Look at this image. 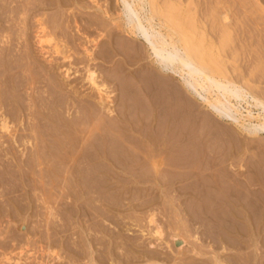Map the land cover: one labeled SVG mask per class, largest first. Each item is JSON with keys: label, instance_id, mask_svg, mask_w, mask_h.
Segmentation results:
<instances>
[{"label": "rangeland", "instance_id": "1", "mask_svg": "<svg viewBox=\"0 0 264 264\" xmlns=\"http://www.w3.org/2000/svg\"><path fill=\"white\" fill-rule=\"evenodd\" d=\"M29 1L35 4L32 0ZM158 1L162 4L166 0ZM176 1L177 0H169V2L178 5ZM180 1L183 7L180 8V10H174L173 8L170 14L173 17H177L179 13V16L183 14L180 17L186 18V20L187 17L191 18L193 16L194 23L190 25L192 27H185L186 33L188 32L187 35H191L190 38L194 40L193 42L195 44H198L202 40L201 38L204 37V41L200 42L202 45L198 44V46L201 45V48L208 57L212 59L213 57L214 59L218 58L217 60L215 59L216 61L213 59L218 63L217 67H220L215 75L219 78L233 81L238 85L240 84L244 89L250 90L251 93L255 95L259 92V94H257L259 97L264 96V0ZM186 2L188 3L187 5ZM194 2L196 3L194 4ZM100 4H103V1H101ZM2 5L5 6L2 7ZM6 6L9 7V11ZM19 6L22 7V9ZM188 7H190V9ZM72 8L74 7H71L68 12L65 11V13H69L68 15L70 16L71 14L69 11H71ZM2 9H4V12L7 14H5ZM10 9H14V11ZM114 9L115 11H113V14L117 16L120 11L116 7ZM52 10H43L38 18H43L45 15L43 19L51 21L52 18L49 16L54 14ZM72 12L73 9L71 13ZM222 13L228 16V21H226V23L221 20ZM187 14L189 16H187ZM0 15H2L0 16L2 19L4 17L2 20L4 25L11 27V29L6 28L4 31H0V35L2 34L1 36H3H0V49H2V47L6 49L11 46L13 58H11L12 61H10V63H15L16 68L18 66L20 68L23 66L24 68L20 69L18 67L16 70L15 68L11 70V72L15 71L12 73L13 76L12 74L7 78L3 75L0 76V80L5 77L4 79L6 82L0 81V87L2 88L1 85H4V90L0 89L2 92H0V98L3 97L8 105L6 106V102L3 103L5 100L3 101V98H1L0 102L4 104L2 105L4 108H2L0 104V111L2 109L0 114L5 118H9V125L11 128L8 133L0 131V264H98L97 261H99V263L101 262L100 264H108L110 262L102 260L89 261L91 251H103L106 246L111 247L110 245H112L115 246L112 248L116 252L128 253L130 250V244L128 246L129 242L131 244L133 242L134 246L137 245V249H140L139 251L142 254H147L150 251H157V253L160 252L159 254L163 256L162 258L169 257V259L165 260L166 263H161L159 261L160 263L157 262L152 264H222L219 262L220 260L222 261V259H225L224 261L226 264H259L260 262V264H264L263 137H252L244 133L240 134L233 125L222 122L211 114L207 108L186 91L177 77L162 73L157 66L154 65L153 58L150 56L148 49L137 40H134L132 43L128 39L131 38V36H126V33L124 34L121 32L127 39L124 41L126 44L123 45L124 56L117 57L125 60L124 70L116 72L117 66L114 64V61L110 62L98 59L91 64V67L97 71L99 83L100 81L105 82L107 92L109 91L108 93L111 95L107 102L105 99L100 100L97 93L94 92L95 90L93 91L91 89V85L86 80V72L84 70L86 62L81 59L83 58L81 49L61 41L62 44L59 43V46H56L54 42L45 43V46H43L45 50H40L39 45L36 44L35 38L37 17L29 18L30 20H28V22H32L27 23V0H0ZM24 18L25 20H23ZM194 24L196 27H194ZM27 27H29V30H27ZM21 28H26L25 32ZM187 28H191L192 30L188 31L189 29L187 30ZM66 30L68 31L69 29L67 28ZM69 31L71 34H77V30L74 28ZM163 31L165 32V30ZM27 32L29 33L28 36ZM22 35L25 36L23 37ZM199 37H201L200 41ZM92 38H98L100 41L107 39L104 36L98 37V33H94ZM3 40H5V42ZM100 41H98V43H100ZM4 45H7L5 46L6 48ZM54 45L56 47H54ZM135 45L138 47V54L140 57L137 59L133 57L129 58V55L133 56L134 54L132 47ZM91 46L92 45H90V47ZM57 48L58 51L63 49V51L67 52L66 54L72 58L63 60L62 54L55 53ZM128 49L129 51H126ZM124 50L126 52H124ZM28 58L33 59L30 61ZM50 59L52 63L49 62ZM18 60L23 61L21 63L25 64H20ZM76 60H78V62ZM11 64L5 65L10 67ZM15 64L13 65L15 66ZM65 68H71L67 76L65 74ZM17 71L19 73H17ZM51 75L52 77H50ZM53 76L54 78L56 77V82L60 85L61 89L53 84V80H51ZM21 78L23 82H15L16 79L21 80ZM21 82L23 85H21ZM17 83H20L21 87ZM243 83L245 86H243ZM7 84L16 86H8ZM6 87L12 92L10 91V93ZM3 92L5 96L7 95V98L9 97V99H12L8 101L5 96H2L4 95ZM15 94H17V97ZM18 95H20L19 98ZM51 95H53V97ZM52 100L58 103H60V100L61 103L64 102L65 104L62 103L64 105L61 107V103L58 104ZM16 102L17 104H15ZM52 103L54 105L57 104V108L55 107L56 109L52 106ZM51 106L56 111L60 110V114L58 111H54ZM49 107H51V109ZM59 107H61V109ZM244 107H246V105H244ZM39 108L44 111L41 110V112ZM107 109L109 110L107 111ZM242 111L244 112L245 109H242ZM254 111L256 112V110ZM29 113L31 114L28 115ZM35 113H37L36 117ZM42 113L45 115V118L47 116V121ZM50 113L56 114H52V117ZM38 114L42 115L43 119L41 116L39 119ZM244 114L246 113L244 112ZM31 115L32 117L34 116L35 119H31ZM56 117H58V119H56ZM85 117H87L86 120H84ZM36 118H38V122ZM52 119L54 120L53 124L51 123L53 122ZM44 120L49 124H46ZM27 122L33 123L32 127L31 124H27ZM39 122L40 126H42L41 129L39 128ZM41 122L45 124L42 125L43 123L41 124ZM55 122H58L56 123L57 125ZM116 122H118V124ZM27 125L30 126L28 127ZM34 125L39 126V130L36 126L38 131L35 129ZM45 125L47 128L51 126L48 128V133L53 127L57 130L53 128L54 130L52 129V132L57 133L59 130L60 132H58V134L50 132L49 134L56 136L50 135L49 137V134L44 132L47 130ZM59 127L64 129L62 130ZM28 128L29 132L33 129L36 130L32 131L34 135L28 132ZM41 130L44 131L41 132ZM38 132H41V134L46 133L49 138L54 137L55 141L52 139L49 141V138L45 134L46 139L48 138L47 141L45 139L46 143L50 142L53 146H51V144L50 146L47 145V147L46 143L44 144L43 142L44 140L40 141L42 137L45 138V136L40 135ZM35 133L36 135L38 134V137ZM34 136L35 142L33 140ZM120 136H122V138ZM133 137L136 138V140L133 139ZM240 137L242 140H240ZM30 138L33 139L31 140ZM36 138L39 139L36 140ZM125 138L126 141L124 144H128L127 146L129 148L131 147L130 149L135 152L134 154L137 156L136 159L139 161L136 160L138 166L135 165V167L137 168H133L134 171L131 170L134 173L129 170L123 172V170L114 167L110 168L109 166L107 167L103 160L97 158L95 160V155L93 154L100 149L102 141L105 144L102 143V147L104 146V150L108 152L113 149L114 145L112 141L117 139H119V141H124ZM28 140H30V143L32 141V143L35 144H28ZM238 141L240 142L238 143ZM39 142L43 143L41 144L43 147H40ZM27 145L29 147H27ZM57 145L58 147H56ZM36 147L55 150L51 151V149H48L47 151L51 152L47 153L45 150V153L43 149L40 151L41 149L39 148L38 150ZM53 147H56L57 150ZM102 147L98 152H101V150L103 152ZM109 148L110 150H108ZM83 149L86 151L88 150V152L90 151L89 153H92L93 150V153L89 154ZM238 149H240V151ZM6 151L12 154H8ZM39 151L41 153L43 152V156L47 154L46 157L42 156V159V154L38 155L40 153ZM53 151H55V153ZM34 152L39 153L36 154ZM48 154L51 160L47 158ZM139 154L141 155V159L139 158ZM34 156H40L41 160L40 158L36 160ZM82 158L85 161H82ZM49 160H53L54 164L53 162H49ZM237 161L240 162L242 167L239 166ZM31 163L34 165L30 167ZM38 163L40 164L38 165ZM95 164H97V166ZM103 164L106 166L105 170ZM82 167L88 169L85 170ZM90 167L92 169L95 168L93 169L94 172ZM95 170L98 171L96 172ZM146 170L147 172H145ZM239 171L243 174V177L247 178L244 179L248 181V189L250 188L251 191L253 190L251 198L252 202L255 203V207H252L250 210L252 216H255L254 218L257 219L256 215L260 216L261 214L263 217V221L258 225L261 227V232L257 234L258 236H252L254 240L251 239L250 232L248 234L244 228L246 225L245 223V225L242 224L241 226L237 221L235 222L237 219L236 214H238V209L235 207V204L239 201L241 195L239 187H236V177ZM134 175L136 176L133 177ZM149 176L150 178H148ZM164 179L167 181L165 182ZM91 184L94 185V187ZM97 185L100 189L95 187ZM171 185L172 187H170ZM108 186L110 188H108ZM103 189H106V191ZM100 191L105 194L100 193ZM167 192L169 194H167ZM243 192L246 193L247 191L243 190ZM112 193H117V195H112ZM105 196L107 198L109 197L108 200ZM254 199L256 200L253 201ZM242 203L245 208H247V200H243ZM190 205L191 208H189ZM260 206L263 207L261 208ZM129 208L132 210H129ZM150 213L155 215L154 218L161 226V234L154 237H151L150 234L152 232V226H150V228V224H148ZM112 215H114L116 219L118 216L119 219H115V221V217L113 216L114 218H112ZM123 216H125V219L123 218V223L121 224H123L124 227L120 223L121 226L117 224ZM176 216L179 219H177ZM185 217L187 218L185 219ZM187 221L190 223V226ZM114 222H117L116 227H118V229L115 227ZM119 226L122 227L123 231H120L122 229L119 230ZM140 227L141 229H139ZM142 230L144 232L143 234H147L146 237L142 236ZM118 231L122 233L125 240L127 239L126 246L123 244L124 240L116 235ZM175 234L188 243L183 251L180 250L181 252L179 250L177 252L176 246L173 243L172 235ZM107 235H109L110 239ZM105 239L108 243L105 242ZM117 241L119 243H117ZM148 242H151L154 246H148ZM191 245H195V247ZM125 249L129 250L127 251ZM186 249L189 250L186 251ZM194 250H196V253L201 254H196ZM78 252L80 253L78 254ZM70 254L73 255L71 256ZM260 255H262V257H260ZM8 257H10V259ZM139 260V262L134 261L132 264H151L149 261L145 260V258H140Z\"/></svg>", "mask_w": 264, "mask_h": 264}, {"label": "bare ground", "instance_id": "2", "mask_svg": "<svg viewBox=\"0 0 264 264\" xmlns=\"http://www.w3.org/2000/svg\"><path fill=\"white\" fill-rule=\"evenodd\" d=\"M101 1H103V4H100V2ZM161 1H163V0H161ZM165 1V0H164ZM172 1V0H171ZM184 1V0H183ZM191 1V0H190ZM197 1V0H196ZM205 1V0H204ZM211 1V0H210ZM32 2H35V4L34 3H30V1L29 0H27V23H31V22H28V20H30L29 18H33V17H37L36 18V22H37V28H36V31H35V38H36V44L37 45H39V47H40V50H45V48L43 47V46H45L44 44L45 43H51V42H54L55 44H56V46L59 44V43H61V41H63L64 43H69V44H72V45H74L75 47H77V48H79V49H81V52H82V55H83V58H81V59H83V60H85V62H86V65H85V72H86V80H87V82L91 85V89L95 92V93H97V96L100 98V100H102V99H105V100H107V102H108V100H109V98H110V96L111 95H109V91L107 92V88H106V84H105V82H101L100 81V83H99V81H98V75H97V71L96 70H94L93 69V67H91V64L93 63V62H95L96 60H98V59H102V60H104V61H110V62H113L114 61V64L117 66V68H116V72H119V71H122V70H124V62H125V60L122 58H117V57H119V56H122L123 55V45L124 44H126L124 41H126L127 39L125 38V36H123V33L125 34L126 33V36L128 35H130L131 36V38H128L132 43L134 42V40H137V41H139L143 46H145L147 49H148V51L150 52L149 54H150V56L153 58V63H154V65H156L157 66V68L162 72V73H164V74H166V75H172V76H175V77H177L179 80H180V82L182 83V85H183V87L186 89V91L189 93V94H191L193 97H195L205 108H207L210 112H211V114H213L214 116H216L219 120H221L222 122H225V123H229V124H231V125H233L239 132H240V134L242 133H244V134H246V135H248V136H252V137H256V136H261V137H263L264 138V96H258L257 94H259V92L255 95V94H253V93H251V91L250 90H248V89H244V87H242V86H240V84L238 85V84H236L235 82H233V81H230V80H226V79H222V78H219V77H217L215 74H216V72H218L219 71V66L217 67V64L218 63H216L215 61L218 59H214V57H213V59L215 60H213L212 58H210V57H208L207 56V54H205V51L201 48V43L200 42H202V41H204L203 40V38H201V37H199V43L198 44H201V45H199L198 46V44H195L193 41V39L192 38H190V36L189 35H187L188 34V32L186 33V29H185V27H189L191 24L193 25V23H194V21H193V16L191 17V18H189V17H187V20H186V18H183V17H180V16H182V15H180L179 16V14H178V16L177 17H173V16H171V14L170 13H172L171 11L173 10V8H174V10L175 9H178V10H180V8H182L183 6H182V3H181V1L180 0H177L176 2L178 3V5L177 4H173V3H171V2H169V0H166L165 2H163L162 4L158 1V0H32ZM199 2V1H198ZM196 2H194V4H195ZM206 3V2H205ZM215 3V2H214ZM33 4V5H32ZM188 3L186 2V5H187ZM201 4V3H200ZM190 5H191V2H190ZM202 5H204V4H202ZM207 5V4H206ZM217 5V4H216ZM5 6V5H4ZM3 5H2V7H4ZM32 6V7H31ZM196 6V5H195ZM1 7V8H2ZM7 7V6H6ZM18 7V6H17ZM20 7V6H19ZM71 7H74V8H72L73 9V12L71 13V11H72V9H71V11H69L70 12V16L67 14V13H65V11L66 12H68V10L71 8ZM117 8L119 11H120V13L117 15V16H114V14H113V11H115V9L114 8ZM14 8V7H13ZM21 9H22V7H20ZM189 9H190V7H188ZM204 8V7H203ZM5 9V8H4ZM4 9H2L3 10V12H4ZM7 9H8V11H9V7H7ZM14 9H16V8H14ZM14 9H10V10H12V11H14ZM45 9H49V10H52V11H54V14L53 15H50L49 17H51L50 19H51V21L50 20H48L47 19V21L46 20H44L43 18L45 17V15H44V17L43 18H38V16H40V14H42L41 12L44 10L45 11ZM55 9V10H54ZM17 10V9H16ZM15 10V11H16ZM185 10H187V9H185ZM193 10V9H192ZM6 11V10H5ZM8 11H6V12H8ZM168 11V12H167ZM201 11V10H200ZM187 12V11H186ZM196 12V11H195ZM218 12H220V11H218ZM5 13V12H4ZM11 13V12H10ZM44 13V12H43ZM174 13V12H173ZM191 13V12H190ZM200 13V12H199ZM5 14H7V13H5ZM49 14V13H48ZM47 14V15H48ZM51 14V13H50ZM189 14V13H188ZM187 14V16H189ZM195 14V13H194ZM4 15V14H3ZM203 15V14H202ZM220 15V14H219ZM223 13L221 14V20H222V22H224V23H226V21H228V19H227V17L228 16H226L227 14H225V15H223ZM0 16H2V15H0ZM186 16V15H185ZM7 17V16H6ZM48 17V18H49ZM3 19H4V17H3ZM2 19V17H0V31H4L6 28L7 29H11V27L10 26H7V25H4V22L2 21L3 20ZM192 19V20H191ZM23 20H25V18L23 19ZM33 20V19H32ZM50 21V22H49ZM6 22V21H5ZM34 22H35V20H34ZM24 23V22H23ZM220 23V22H219ZM200 24V23H199ZM228 24V23H227ZM226 24V25H227ZM25 25V24H24ZM29 25V24H28ZM35 25V24H34ZM33 25V26H34ZM195 25V24H194ZM223 26H224V24H223ZM26 27V26H25ZM36 27V26H35ZM190 27H192V26H190ZM194 27H196V25L194 26ZM28 29L27 30H29V27H27ZM31 28V27H30ZM69 29V30H73V28L74 29H76L77 30V34H71L70 33V31L68 32L66 29ZM226 28V27H225ZM22 29V28H21ZM25 29L26 28H24V29H22V30H24V32H25ZM32 29V28H31ZM189 29V30H188ZM228 29V28H227ZM34 30V29H33ZM163 30H165V32L163 31ZM187 30L188 31H190V30H192L191 28H187ZM195 30V29H194ZM225 30V29H224ZM228 31V30H227ZM22 33H24L23 31H21ZM31 32V31H30ZM33 32V31H32ZM121 32H123L122 34H121ZM192 32V31H191ZM2 33V32H1ZM94 33H98V37H102V36H104L105 38H107V39H104V40H102V41H100L98 38L97 39H93L92 38V35L94 34ZM190 33V32H189ZM28 32H27V36H28ZM33 34H34V32H33ZM192 34V33H191ZM2 35V34H1ZM0 35V36H1ZM26 35V34H25ZM24 35V36H25ZM203 35V34H202ZM23 36V35H22ZM23 36V37H24ZM33 36V35H32ZM1 37H3V36H1ZM196 37V36H195ZM194 37V38H195ZM28 38V37H27ZM201 38V39H200ZM192 39V40H191ZM197 39V38H196ZM4 42H5V40H3ZM29 41V40H28ZM98 41H100V43H98ZM137 41H136V43H137ZM196 41V40H195ZM4 44V43H3ZM6 44V43H5ZM62 44V43H61ZM92 45L91 47H90V45ZM65 45V44H64ZM132 45V44H131ZM5 46H7V45H4V47ZM55 45H54V47H56ZM59 46V45H58ZM62 46V45H61ZM69 46V45H68ZM1 47H2V45H1ZM11 47V46H10ZM10 47H8V48H6V49H3V47H2V49H0V76H5L6 78L7 77H9L10 76V74H12L13 72H15V71H13V72H11V70H14V68H15V70L16 69H18V64H17V68H16V64L15 63H10V61H12V59L11 58H13L12 57V51H11V48ZM65 47V46H64ZM203 47V46H202ZM126 48V47H125ZM66 49V48H65ZM74 49V48H73ZM132 49H133V56H130L129 55V58L130 57H133L134 59H137V58H139L140 57V55L138 54V47L135 45V46H133L132 47ZM74 50H76V49H74ZM41 51V52H42ZM55 51V50H54ZM78 51V50H77ZM126 51H129V49L128 50H126ZM125 50H124V52H126ZM45 53V52H44ZM55 53H60V54H62V59L63 60H66V59H71L72 57L71 56H69V55H67L66 53L67 52H64L63 51V49H61V50H59L58 51V48L56 49V52ZM208 53V52H207ZM43 54V53H42ZM48 54V53H47ZM26 56H29V55H26ZM124 56V55H123ZM122 56V57H123ZM47 57V56H46ZM51 57V56H50ZM127 57V56H126ZM24 58H26V57H24ZM79 58V57H78ZM20 59V58H19ZM29 59V58H28ZM31 59H33V58H31ZM31 59H29L30 61H31ZM126 59V58H125ZM26 60V59H25ZM54 60V59H53ZM19 62H20V64H25V63H21V62H23V61H21V60H18ZM48 61V60H47ZM51 61V59L49 60V62ZM77 62H78V60H76ZM82 61V60H81ZM15 62V61H14ZM50 63H52V62H50ZM129 63V62H128ZM5 64H11V66L9 67L8 65L6 66ZM13 64H15V66L13 65ZM19 64V65H20ZM82 64V63H81ZM127 64V63H126ZM13 65V66H12ZM21 66V65H20ZM61 66V65H60ZM93 66V65H92ZM84 67V66H83ZM20 68V67H19ZM21 68H23V66H21ZM20 68V69H21ZM63 68V67H62ZM24 69V68H23ZM70 69L71 68H65V74H66V76L69 74V71H70ZM21 71V70H20ZM23 71V70H22ZM45 71V70H44ZM114 71V72H115ZM17 73H19L18 71H17ZM16 73V74H17ZM22 73V72H21ZM24 73V72H23ZM45 74H46V72H45ZM221 74V73H220ZM15 75V74H14ZM25 75V74H24ZM48 75V74H47ZM225 75V74H224ZM223 75V76H224ZM12 76H13V74H12ZM19 76V75H18ZM4 77V78H5ZM15 77H16V75H15ZM14 77V78H15ZM20 77V76H19ZM18 77V78H19ZM50 77H52V75L50 76ZM222 77V76H221ZM225 77V76H224ZM4 78H2V80H0V81H4L5 82V79ZM4 79V80H3ZM12 79H13V77H12ZM11 79V80H12ZM50 79V78H49ZM228 79V78H227ZM23 79L21 78V80H15V82L17 81V82H20V81H22ZM51 80H53L52 82H53V84L56 86V87H58L59 89H61L60 88V85L56 82V77L54 78V76H53V78L51 79ZM9 81H10V79H9ZM8 82V81H7ZM23 82V81H22ZM21 82V85H23V83ZM2 83V82H1ZM6 83V82H5ZM9 83H11V82H9ZM12 83H13V80H12ZM11 83V84H12ZM239 83V82H238ZM11 84H9V85H11ZM14 84V83H13ZM16 84V83H15ZM19 86H20V83H17ZM244 84V83H243ZM8 85V84H7ZM8 85V86H9ZM2 86V88L0 87V89L2 90H4V88H3V86L4 85H1ZM11 86H13V85H11ZM10 86V87H11ZM16 85H14L13 87H15ZM243 86H245V84L243 85ZM250 86V85H249ZM21 87V86H20ZM20 87H18V88H20ZM17 88V89H18ZM249 88V87H248ZM251 88V87H250ZM6 89H8V91L10 92L11 90L9 89V88H7L6 87ZM12 89V88H11ZM14 89V88H13ZM12 89V90H13ZM55 89V88H54ZM15 90V89H14ZM19 90V89H18ZM1 92V91H0ZM12 92V91H11ZM10 92V93H11ZM14 92V91H13ZM253 92V91H252ZM255 92V91H254ZM2 93V92H1ZM4 93V92H3ZM8 93V92H7ZM15 93V92H14ZM16 93H17V90H16ZM19 94V93H18ZM76 94V93H75ZM2 95V94H1ZM17 94H15V96H16ZM54 95V94H53ZM53 95H51L52 97H53ZM2 96H5V93H4V95H2ZM7 96V95H6ZM5 96V97H6ZM8 96H9V93H8ZM19 96L20 95H18V98H19ZM11 97H12V95H11ZM17 97V96H16ZM55 97V96H54ZM1 98H3V97H1ZM1 98H0V100H1ZM15 98V97H14ZM6 99H8V101L10 100V99H12V98H10L9 99V97L7 98L6 97ZM16 99V98H15ZM15 99H14V101H15ZM52 99V98H51ZM53 99H55V98H53ZM5 99L3 98V101H4ZM20 100V99H19ZM57 100V99H56ZM18 101V100H17ZM53 102H55V103H58V102H56V101H54V100H52ZM104 101V100H103ZM6 102V100L3 102V103H5ZM12 102H13V100H12ZM59 102L61 103V101L59 100ZM110 102V101H109ZM1 104V102H0V104H1V107L2 108H4L2 105H4V104ZM51 103V102H50ZM60 103H58V104H60ZM62 103H64V102H62ZM61 103V104H62ZM10 104H11V102H10ZM15 104H17V102L15 103ZM53 104V103H52ZM51 104V105H52ZM65 104V103H64ZM64 104H62V106L61 105H59V106H61V107H63V105ZM105 104V103H104ZM92 105V104H91ZM102 105V104H101ZM244 105H246V107H244ZM6 106H8L7 105V102H6ZM5 106V107H6ZM11 106V105H10ZM9 106V107H10ZM54 108L57 106V104L56 105H52ZM51 106V107H52ZM0 107V108H1ZM51 107H49L50 109H51ZM53 107H52V109H53ZM61 107H59L60 109H61ZM88 107V106H87ZM110 107V106H109ZM12 108V107H11ZM10 108V109H11ZM48 108V109H49ZM57 108V107H56ZM55 108V109H56ZM58 108V109H59ZM65 108V107H64ZM63 108V109H64ZM12 109H14V108H12ZM69 109V108H68ZM242 109H245V113L246 114H244V112L242 111ZM17 110V109H16ZM39 110H40V108H39ZM38 110V111H39ZM42 110V109H41ZM40 110V111H41ZM54 110V109H53ZM109 109H107V111H108ZM254 110H256V112L254 111ZM1 111H2V109H1ZM1 111H0V113H1ZM14 111V110H13ZM39 111V112H40ZM42 111H44V110H42ZM41 111V112H42ZM52 111V110H51ZM54 111H56V110H54ZM53 111V112H54ZM58 111V110H57ZM56 111V112H57ZM60 111V110H59ZM59 111H58V113H59ZM95 111V110H94ZM111 111V110H110ZM109 111V112H110ZM113 111V110H112ZM11 112V111H10ZM9 112V113H10ZM15 112V111H14ZM34 112V111H33ZM38 112V113H39ZM40 112V113H41ZM44 113V112H43ZM42 113V114H43ZM46 113V112H45ZM44 113V114H45ZM79 113V112H78ZM77 113V114H78ZM84 113V112H83ZM88 113V112H87ZM111 113V112H110ZM11 114H12V112H11ZM15 114V113H14ZM31 113H29L28 115H30ZM36 115H35V117L37 116V113H35ZM43 114V115H44ZM47 114V113H46ZM51 115L53 114V115H55L54 113H50ZM60 114V113H59ZM58 114V115H59ZM90 114V113H89ZM4 115V114H3ZM13 115V114H12ZM17 115V114H16ZM15 115V116H16ZM33 115V114H32ZM32 115L30 116V117H32ZM39 115V114H38ZM53 115H52V117H53ZM83 115V114H82ZM86 115V114H85ZM120 115V114H119ZM6 116V115H5ZM7 116H9V115H7ZM40 116H41V118H42V115H39L38 117H39V119H40ZM49 117V116H48ZM51 117V118H52ZM80 117V116H79ZM82 117V116H81ZM121 117V116H120ZM8 118V117H7ZM7 118H5L4 116H2V114H0V131H2V132H4V133H8L9 131H10V125H9V118H8V120H7ZM34 118V116L31 118V119H33ZM44 118H45V115H44ZM46 118H47V116H46ZM46 118H45V120H46ZM50 118V117H49ZM76 118H77V116H76ZM86 118L87 117H85V119L84 120H86ZM30 119V120H31ZM35 119V118H34ZM38 118H36V120H37ZM43 119V118H42ZM48 119V118H47ZM54 119V118H53ZM52 119V121L53 122H51L52 124L54 123V120ZM56 119H58V117H56ZM35 120V121H36ZM45 120H44V122H45ZM51 120V119H50ZM76 120V119H75ZM120 120V119H119ZM118 120V121H119ZM124 120V119H123ZM255 120H257V121H255ZM43 121V120H42ZM47 121V120H46ZM49 121V120H48ZM59 121V120H58ZM79 121V120H78ZM37 122H38V120H37ZM29 122H27V124H28ZM43 122H41V124H42ZM46 124H49L48 122H45ZM45 123H43L42 125H44ZM56 123H58V122H55V124ZM117 124H118V122H116ZM29 124H31V123H29ZM33 124V123H32ZM32 124H31V127H32ZM64 124H66V123H64ZM124 124V123H123ZM57 125V124H56ZM59 125V124H58ZM62 125V124H61ZM122 125V124H121ZM28 126V125H27ZM30 126V125H29ZM28 126V127H29ZM35 126V125H34ZM33 126V127H34ZM37 126V125H36ZM36 126H35V129L37 130V128L40 126V122H39V126H37V128H36ZM46 126V125H45ZM49 126V125H48ZM53 126V125H52ZM66 126V125H65ZM115 126V125H114ZM41 127L42 126H40L39 128L41 129ZM49 127H51V126H49ZM48 127V128H49ZM56 127H58V126H56ZM62 127V126H61ZM61 127H59V128H61ZM64 127V126H63ZM39 128H38V130H39ZM45 128H47V126L45 127ZM48 128H47V130H41V132L42 131H44V132H47V131H49L48 130ZM54 128V127H53ZM52 128V129H53ZM32 129V128H31ZM35 129H33V130H30L31 132H29V128H28V132L29 133H32V131H36ZM52 129H51V131L50 132H52ZM55 129V128H54ZM53 129V130H54ZM62 130L64 129V128H61ZM37 130V131H38ZM55 130H57V129H55ZM110 130H111V128H110ZM118 130V129H117ZM116 131V130H115ZM128 131V130H127ZM1 132V133H2ZM41 132L39 133L40 135H44L45 136V134H41ZM43 132V133H44ZM49 132V133H50ZM57 132V131H56ZM58 132H60V130L58 131ZM58 132L57 133H54V132H52V133H54V134H58ZM110 132V131H109ZM48 132H47V134H49ZM124 133V132H123ZM131 133V132H130ZM33 134V133H32ZM47 134H46V136H47ZM108 134V133H107ZM106 134V135H107ZM34 135V134H33ZM35 135H36V133H35ZM50 135H53V134H49V137H50ZM27 136H28V134H27ZM29 136H30V134H29ZM32 136V135H31ZM37 137H38V134L36 135ZM46 136H45V138H43L42 136V139L40 140V141H43L44 142V144L46 143V141H47V139L49 138L48 136V138L46 139ZM54 137L56 136V135H53ZM108 136V135H107ZM123 137H125L124 135H122ZM122 136H120L121 138H122ZM131 136H133V135H131ZM13 137H15V136H13ZM33 137V136H32ZM41 137H39V138H41ZM49 138L48 140L50 141L51 139L53 140V141H55L54 139L55 138ZM110 137H111V134H110ZM236 137V136H235ZM239 137V136H238ZM39 138H36V140L37 139H39ZM104 138V137H103ZM108 138V137H107ZM129 138H131V137H129ZM241 138V137H240ZM27 139H29V138H27ZM31 139V138H30ZM33 139V138H32ZM31 139V140H32ZM45 139H46V141H45ZM99 139H100V137H99ZM111 139H113V138H111ZM133 139H135L136 140V138H134L133 137ZM34 142H35V136H34ZM101 140V139H100ZM120 140H124V139H120ZM240 140H242V138L240 139ZM106 141H108V140H106ZM125 141H126V138H125V140L124 141H119V139H117V140H115V141H112V143H113V149H112V151L110 150V148L108 149V150H110V151H106V150H104V146L102 147V143H103V141H102V143H101V146H100V149H101V147H102V149H103V152H102V150H101V152H98V151H100V149L96 152V153H94L93 155H95V160H96V158L97 159H101V160H103L104 161V163L107 165V167L109 166L110 168H116V169H120V170H123V172L125 171V170H129V171H131V170H133V168H137V167H135V165L136 166H138L137 165V159H136V157L137 156H135V152L132 150V149H130L127 145H125L124 143H125ZM131 141H133V140H131ZM37 142V141H36ZM52 142V141H51ZM127 142H128V140H127ZM134 142V141H133ZM143 142V141H142ZM145 142V141H144ZM240 141H238V143H239ZM27 143L29 144L30 143V140H28L27 141ZM31 143H32V141H31ZM31 143H30V145H31ZM100 143V142H99ZM146 143V142H145ZM35 144V143H34ZM33 143H32V145H34ZM39 144H40V147H43L41 144H43V143H41V142H39ZM38 144V145H39ZM52 144V143H51ZM50 144V142H48V143H46V146L47 145H51ZM104 144V143H103ZM111 144V143H110ZM143 144V143H142ZM151 144H153V143H151ZM37 145V144H36ZM35 145V146H36ZM88 145V144H87ZM91 145H93V144H91ZM105 145V144H104ZM165 145V144H164ZM243 145V144H242ZM46 146H44V147H46ZM51 146H53V144L51 145ZM109 146V145H108ZM151 146V145H150ZM240 146V145H239ZM27 147H29L28 145H27ZM31 147V146H30ZM40 147H36V148H38V150H39V148ZM48 147V146H47ZM56 147H58V145L56 146ZM56 147H53V148H56ZM90 147V146H89ZM107 147V146H106ZM142 147V146H141ZM161 147V146H160ZM36 148H35V151H36ZM85 148V147H84ZM94 148H95V146H94ZM112 148V147H111ZM241 148V147H240ZM8 149V148H7ZM6 149V150H7ZM41 149V148H40ZM43 149V148H42ZM42 149L40 150V151H42ZM48 149H51V148H48ZM48 149H43L44 151L43 152H45V150L47 151ZM87 149V148H86ZM91 149H92V147H91ZM139 149V148H138ZM143 149V148H142ZM141 149V150H142ZM159 149V148H158ZM31 150H33V149H31ZM52 150H55V149H51V151ZM56 150H57V148H56ZM84 151H86L85 149H83ZM90 150V149H89ZM97 150V149H96ZM239 151H240V149H238ZM237 150V151H238ZM39 151V152H40ZM51 151H47V153L49 152H51ZM239 151H238V153H239ZM7 152V151H6ZM38 152V153H39ZM42 152V153H43ZM54 153H55V151H53ZM83 152V151H82ZM86 152H88V150L86 151ZM86 152H83V153H86ZM90 152V151H89ZM88 152V153H89ZM95 152V151H94ZM109 152H110V154H109ZM137 152V151H136ZM149 152V151H148ZM8 153V152H7ZM11 153V152H10ZM10 153H8V154H10ZM34 153H36V154H38L37 152H34ZM41 152L38 154V155H40V154H42ZM46 153V152H45ZM44 153V154H45ZM54 153H53V155H54ZM83 153H82V155H83ZM92 153H93V150H92ZM92 153H89V154H92ZM138 153V152H137ZM151 153V152H150ZM162 153V152H161ZM12 154V153H11ZM36 154H33V155H35V156H37ZM88 154V155H89ZM31 155V154H30ZM47 155V154H46ZM46 155H44L45 157H46ZM50 155H52V154H50ZM92 155V156H93ZM140 155V154H139ZM147 155V154H146ZM164 155V154H163ZM183 155V154H182ZM12 156V155H11ZM34 156V157H35ZM43 156V154L41 155V157ZM43 156V157H44ZM86 156H87V154H86ZM91 156V155H90ZM167 156V155H166ZM43 157H42V159H43ZM52 157H54V156H52ZM82 157V156H81ZM89 157V156H88ZM149 157H150V155H149ZM152 157V156H151ZM164 157V156H163ZM163 157H161V158H163ZM184 157V156H183ZM238 157V156H237ZM40 158V156H38V157H35V159L36 160H38V159ZM48 159H50L51 160V158H49V154H48V157H47ZM46 158V159H47ZM84 158V157H83ZM82 158V159H83ZM140 159H141V155H140V157H139ZM156 158V157H155ZM239 158V157H238ZM28 159V158H27ZM34 159V158H33ZM48 159H47V162H48ZM91 159H92V161H93V158L91 157ZM144 159V158H143ZM146 159V158H145ZM169 159V158H168ZM184 159V158H183ZM200 159V158H199ZM208 159H210V158H208ZM207 159V160H208ZM215 159V158H214ZM40 160H41V158H40ZM49 160V162H53V160L52 161H50ZM89 160V159H88ZM137 160V161H136ZM150 160V159H149ZM165 160V159H164ZM181 160V159H180ZM44 161L46 162V160L44 159ZM82 161H85L84 159L82 160ZM87 161V160H86ZM168 161V160H167ZM187 161V160H186ZM201 161V160H200ZM213 161V160H212ZM44 162V163H45ZM90 162V161H89ZM102 162V161H101ZM139 162V161H138ZM210 162V161H209ZM35 163V162H34ZM43 163V164H44ZM96 163V162H95ZM98 163H100V162H98ZM237 163L239 164V166L240 167H242V165L240 164V162H238L237 161ZM40 163H38V165H39ZM41 164H42V161H41ZM49 164V163H48ZM53 164H54V162H53ZM91 164H92V162H91ZM90 164V165H91ZM144 164V163H143ZM147 164V163H146ZM162 164H163V162H162ZM170 164H172V163H170ZM217 164V163H216ZM34 164H32L31 163V165H30V167L31 166H33ZM86 165H87V163H86ZM89 165V166H90ZM96 166H97V164H95ZM104 165V164H103ZM102 165V166H103ZM142 165V164H141ZM154 165V164H153ZM169 165V164H168ZM173 165V164H172ZM218 165V164H217ZM84 166V165H83ZM95 166V167H96ZM105 166V165H104ZM144 166V165H143ZM201 166V165H200ZM208 166V165H207ZM80 167V166H79ZM84 167H86V166H84ZM84 167H82V168H84ZM204 167H205V165H204ZM212 167V166H211ZM27 168H29V167H27ZM91 168V167H90ZM100 168V167H99ZM98 168V169H99ZM145 168V167H144ZM148 168V167H147ZM31 169V168H30ZM48 169V168H47ZM85 170H87L88 168H84ZM93 169H95V168H93ZM93 169L91 168V170L93 171ZM106 169V166H105V168H104V170ZM139 169V168H138ZM137 169V170H138ZM165 169V168H164ZM211 169V168H210ZM75 170V169H74ZM84 170V171H85ZM90 170V169H89ZM90 170V171H91ZM109 170V169H108ZM153 170V169H152ZM167 170V169H166ZM223 170V169H222ZM45 171H46V168H45ZM96 171V170H95ZM98 171V170H97ZM96 171V172H97ZM134 171V170H133ZM141 171V170H140ZM140 171H138V172H140ZM149 171V170H148ZM168 171V170H167ZM166 171V172H167ZM169 171H171V170H169ZM14 172V171H13ZM42 172V171H41ZM44 172V171H43ZM94 172V171H93ZM92 172V173H93ZM118 172V171H117ZM132 172V171H131ZM136 172V171H135ZM143 172V171H142ZM145 172H147V170L145 171ZM46 173V172H45ZM75 173V172H74ZM87 173V172H86ZM92 173H91V175H92ZM132 173H134V172H132ZM141 173V172H140ZM144 173V172H143ZM142 173V174H143ZM16 174V173H15ZM43 174V173H42ZM47 174V173H46ZM84 174V173H83ZM108 174V173H107ZM158 174V173H157ZM237 174V173H236ZM12 175H14V174H12ZM75 175H77V174H75ZM90 175V176H91ZM136 175H138V174H136ZM136 175H134L133 177H135ZM140 175V174H139ZM174 175V174H173ZM5 176V175H4ZM3 176V177H4ZM89 176V175H88ZM96 176V175H95ZM1 177V176H0ZM2 177V178H3ZM75 177H77V176H75ZM107 177H108V175H107ZM125 177V176H124ZM145 177H147V176H145ZM152 177V176H151ZM156 177H157V175H156ZM159 177H160V175H159ZM165 177V176H164ZM236 177V176H235ZM21 178V177H20ZM42 178H43V175H42ZM87 178V177H86ZM85 178V179H86ZM90 178V177H89ZM92 178V177H91ZM102 178H104V177H102ZM101 178V179H102ZM114 178H115V176H114ZM127 178V177H126ZM148 178H150V176L148 177ZM244 178H246V177H243V174H241V172L239 171V173L237 174V177H236V180H237V186L236 187H239V189H240V199H239V201H237L236 202V204H235V207L238 209V214H236L237 216H236V220H235V222L237 221V223L238 224H240L241 226H242V224H244L243 226H244V228L246 229V231L248 232V234H249V232H250V235H251V239H252V236H255V235H257V234H260V232H261V227L260 226H258V225H260V223H261V221H263V217H262V215L260 214V216L259 215H256V217H257V219L256 218H254L253 216H252V213L250 212V210H251V208L252 207H255V203H253L252 202V198H251V194H252V191H251V189L249 188L248 189V186L249 185H247V178L246 179H244ZM9 179V178H8ZM11 179V178H10ZM19 179V178H18ZM82 179V178H81ZM80 179V180H81ZM129 179V178H128ZM131 179V178H130ZM152 179H153V177H152ZM89 180V179H88ZM106 180H107V178H106ZM110 180V179H109ZM148 180V179H147ZM151 180V179H150ZM159 180V179H158ZM165 180V179H164ZM163 180V181H164ZM235 180V181H236ZM4 181V180H3ZM2 181V182H3ZM19 181V180H18ZM21 181H22V179H21ZM72 181V180H71ZM75 181V180H74ZM91 181H93V180H91ZM96 181H97V179H96ZM102 181V180H101ZM112 181V180H111ZM121 181V180H120ZM167 180H165V182H166ZM6 182V181H5ZM11 182V181H10ZM105 182V181H104ZM117 182V181H116ZM129 182V181H128ZM133 182V181H132ZM137 182V181H136ZM141 182V181H140ZM145 182V181H144ZM154 182V181H153ZM73 183V182H72ZM82 183V182H81ZM92 183V182H91ZM96 183V182H95ZM98 183V182H97ZM102 183V182H101ZM101 183H100V185H101ZM157 183V182H156ZM193 183V182H192ZM194 183H196V182H194ZM11 184H13V183H11ZM83 184V183H82ZM87 184V183H86ZM9 185V184H8ZM69 185V184H68ZM71 185H73V184H71ZM92 185V184H91ZM99 185V184H98ZM98 185L97 186H95V187H97L98 188ZM103 185H104V183H103ZM115 185V184H114ZM161 185V184H160ZM163 185V184H162ZM167 185V184H166ZM169 185H170V183H169ZM12 186V185H11ZM65 186V185H64ZM82 186V185H81ZM88 186V185H87ZM93 187H94V185H92ZM168 186V185H167ZM15 187V186H14ZM14 187H13V189H14ZM16 187H17V185H16ZM90 187V186H89ZM104 187H105V185H104ZM113 187V186H112ZM116 187V186H115ZM123 187V186H122ZM170 187H172V185L170 186ZM101 188H102V186H101ZM108 188H110L109 186H108ZM107 188V189H108ZM200 188V187H199ZM19 189V188H18ZM77 189V188H76ZM84 189V188H83ZM98 189H100V187L98 188ZM133 189V188H132ZM145 189V188H144ZM166 189V188H165ZM237 189V188H236ZM103 190H105L106 191V189H103ZM102 190V191H103ZM114 190V189H113ZM126 190V189H125ZM146 190V189H145ZM194 190H196V189H194ZM243 190L244 191H247L246 193L245 192H243ZM74 191V190H73ZM104 191V192H105ZM122 191V190H121ZM164 191V190H163ZM193 191V190H192ZM197 191H198V189H197ZM229 191V190H228ZM239 191V190H238ZM77 192V191H76ZM111 192V191H110ZM109 192V193H110ZM114 192V191H113ZM117 192V191H116ZM120 192V191H119ZM123 192V191H122ZM199 192V191H198ZM262 192V191H261ZM264 192V191H263ZM100 193H102V194H105V193H103V192H101L100 191ZM233 193V192H232ZM236 193H237V191H236ZM15 194V193H14ZM78 194V193H77ZM99 194V193H98ZM101 194V195H102ZM108 194V193H107ZM117 195V193H112V195ZM167 194H169L168 192H167ZM188 194V193H187ZM217 194V193H216ZM239 194V193H238ZM257 194H259V193H257ZM80 195V194H79ZM122 195V194H121ZM146 195V194H145ZM183 195V194H182ZM203 195V194H202ZM208 195V194H207ZM228 195V194H227ZM264 195V194H263ZM21 196V195H20ZM104 196V195H103ZM118 196H120V195H118ZM166 196V195H165ZM174 196V195H173ZM73 197H76V196H73ZM123 197V196H122ZM169 197V196H168ZM182 197V196H181ZM237 197H238V195H237ZM262 197V196H261ZM264 197V196H263ZM263 197H262V199H263ZM80 198V197H79ZM103 198V197H102ZM105 198H107L106 196H105ZM109 198V197H108ZM108 198H107V200H108ZM166 198V197H165ZM169 198H171V197H169ZM179 198V197H178ZM224 198V197H223ZM255 198V197H254ZM258 198V197H257ZM112 199V198H111ZM116 199V198H115ZM114 199V200H115ZM118 199V198H117ZM122 199V198H121ZM234 199V198H233ZM247 200V203H246V207L247 208H245V206L243 205V203H242V201L243 200ZM163 200V199H162ZM172 200V199H171ZM199 200H200V198H199ZM205 200V199H204ZM256 199H254L253 201H255ZM104 201H106V200H104ZM112 201V200H111ZM120 201V200H119ZM153 201V200H152ZM167 201V200H166ZM175 201V200H174ZM210 201V200H209ZM260 201V200H259ZM264 201V200H263ZM107 202V201H106ZM115 202H117V201H115ZM171 202H173V201H171ZM193 202V201H192ZM203 202V201H202ZM216 202V201H215ZM118 203V202H117ZM185 203V202H184ZM194 203V202H193ZM192 203V204H193ZM210 203V202H209ZM263 203V202H262ZM75 204V203H74ZM108 204V203H107ZM109 204H110V202H109ZM145 204V203H144ZM153 204V203H152ZM157 204H159V203H157ZM175 204H176V202H175ZM181 204V203H180ZM146 205V204H145ZM151 205V204H150ZM261 205V204H260ZM264 205V204H263ZM78 206V205H77ZM104 206H106V205H104ZM108 206V205H107ZM113 206H115V205H113ZM117 206H118V204H117ZM143 206V205H142ZM163 206H164V201H163ZM166 206V205H165ZM175 206V205H174ZM192 206H194V205H192ZM209 206H210V204H209ZM119 207V206H118ZM148 207V206H147ZM178 207V206H177ZM186 207H188V206H186ZM196 207V206H195ZM215 207V206H214ZM261 208L263 207V206H260ZM99 208V207H98ZM102 208V207H101ZM114 208V207H113ZM126 208V207H125ZM189 208H191V205H190V207ZM233 208V207H232ZM260 208V209H261ZM76 209V208H75ZM74 209V210H75ZM108 209H109V207H108ZM111 209V208H110ZM118 209V208H117ZM131 208H129V210H130ZM165 209H168V208H165ZM170 209H171V207H170ZM178 209V208H177ZM180 209V208H179ZM210 209V208H209ZM264 209V208H263ZM119 210V209H118ZM123 210V209H122ZM127 210V209H126ZM132 210V209H131ZM182 210V209H181ZM180 210V211H181ZM190 210V209H189ZM194 210V209H193ZM206 210V209H205ZM253 210V209H252ZM50 211V210H49ZM111 211V210H110ZM125 211V210H124ZM187 211V210H186ZM201 211V210H200ZM256 211H257V209H256ZM263 211V210H262ZM107 212V211H106ZM197 212V211H196ZM227 212V211H226ZM50 213V212H49ZM78 213V212H77ZM100 213H101V211H100ZM109 213V212H108ZM125 213V212H124ZM260 213V212H259ZM53 214V213H52ZM127 214V213H126ZM129 214V213H128ZM133 214V213H132ZM131 214V215H132ZM151 214V213H150ZM172 214V213H171ZM205 214V213H204ZM223 214V213H222ZM221 214V215H222ZM254 214V213H253ZM77 215V214H76ZM109 215V214H108ZM119 215H120V213H119ZM130 215V216H131ZM177 215V214H176ZM189 215V214H188ZM198 215V214H197ZM218 215V214H217ZM220 215V216H221ZM48 216V215H47ZM50 216V215H49ZM56 216V215H55ZM114 215H112V218H114L113 217ZM117 216V215H116ZM121 216V215H120ZM129 216V217H130ZM154 214H151V215H149V218H148V224H150L149 225V227L150 226H152V232L150 233L151 234V237L153 236H157V235H160L161 234V226L158 224V222L156 221V219L154 218ZM181 216V215H180ZM186 216V215H185ZM190 216V215H189ZM224 216V215H223ZM259 216V217H258ZM125 216H123L122 217V219H120L121 220V222H120V220L118 221V225H120L121 223H123L122 221H123V218H124ZM133 217V216H132ZM177 217V216H176ZM175 217V218H176ZM226 217V216H225ZM121 218V217H120ZM187 217H185V219H186ZM190 218V217H189ZM212 218V217H211ZM109 219V218H108ZM116 219V217L114 218V220ZM117 219H119L118 218V216H117ZM116 219V220H117ZM125 219V218H124ZM127 219V218H126ZM172 219V218H171ZM177 219H179L178 217H177ZM184 219V220H185ZM223 219V218H222ZM115 220V221H116ZM207 220H209V219H207ZM230 220V219H229ZM125 221V220H124ZM127 221V220H126ZM138 221H139V219H138ZM178 221V220H177ZM182 221H183V219H182ZM191 221V220H190ZM205 221V220H204ZM220 221V220H219ZM53 222V221H52ZM51 222V223H52ZM108 222V221H107ZM137 222V221H136ZM141 222V221H140ZM146 222V221H145ZM192 222V221H191ZM54 223V222H53ZM115 222H114V224H115V227H116V224ZM120 223V224H119ZM185 223V222H184ZM187 223H189L188 221H187ZM204 223V222H203ZM212 223V222H211ZM210 223V224H211ZM221 223V222H220ZM227 223V222H226ZM110 224V223H109ZM207 224V223H206ZM217 224H219V223H217ZM50 225V224H49ZM102 225V224H101ZM123 227H124V225L123 224H121ZM120 225V226H121ZM133 225V224H132ZM180 225V224H179ZM185 225V224H184ZM220 225V224H219ZM226 225V224H225ZM55 226V225H54ZM95 226H97V225H95ZM119 226V227H120ZM172 226V225H171ZM189 226H190V223H189ZM223 226V225H222ZM76 227V226H75ZM104 227H105V225H104ZM126 227H127V225H126ZM173 227V226H172ZM175 227V226H174ZM51 228V227H50ZM55 228V227H54ZM53 228V229H54ZM67 228V227H66ZM117 229H118V227H116ZM144 228V227H143ZM151 228V227H150ZM187 228V227H186ZM203 228V227H202ZM209 228V227H208ZM57 229V228H56ZM116 229V230H117ZM120 229H122V227H120L119 228V230ZM129 229V228H128ZM128 229H126V230H128ZM139 229H141V227L139 228ZM147 229V228H146ZM183 229H185V228H183ZM48 230H49V228H48ZM55 230V229H54ZM99 230V229H98ZM181 230V229H180ZM227 230V229H226ZM86 231V230H85ZM120 231H123V229L122 230H120ZM135 231V230H134ZM183 231V230H182ZM186 231H188V230H186ZM103 232V231H102ZM105 232V231H104ZM54 233V232H53ZM141 233H142V236L144 237H146V235L147 234H143L144 232H143V230L141 231ZM215 233V232H214ZM106 234H107V232H106ZM110 234V233H109ZM149 234V235H150ZM239 234V233H238ZM116 235H118L119 237H121L122 238V240H124V242H123V244L126 246V242H127V239L125 240V238L122 236V233L121 232H117L116 233ZM141 235V234H140ZM47 236H48V234H47ZM108 236V238H109V235H107ZM111 236H112V234H111ZM217 236V235H216ZM258 236V235H257ZM142 237V238H143ZM246 237V236H245ZM49 238V237H48ZM55 238V237H54ZM102 238V237H101ZM116 238V237H115ZM149 238V237H148ZM238 238V237H237ZM104 239V238H103ZM110 239V238H109ZM108 239V240H109ZM120 239V238H119ZM172 239H173V243H174V245L176 246V249H177V252H178V250L180 251V250H182L183 251V249L188 245V243L186 242V240H184L183 238H181V237H179L178 235H172ZM258 239H259V237H258ZM96 240V239H95ZM106 240V239H105ZM220 240V239H219ZM248 240V239H247ZM252 240H254V239H252ZM79 241V240H78ZM83 241H85V240H83ZM83 241H81V242H83ZM119 241V240H118ZM117 241V243H119ZM131 241V240H130ZM235 241V240H234ZM53 242V241H52ZM76 242V241H75ZM89 242H90V240H89ZM93 242H95V241H93ZM105 242H107V240L105 241ZM121 242V241H120ZM136 242V241H135ZM235 242H237V241H235ZM257 242V241H256ZM31 243V242H30ZM63 243H65V242H63ZM92 243V242H91ZM97 243V242H96ZM100 243H102V242H100ZM108 243V242H107ZM112 243V242H111ZM110 243V244H111ZM137 243V242H136ZM136 243H135V245H136ZM149 243V242H148ZM109 244V245H110ZM113 244V243H112ZM114 244H116V243H114ZM129 244H130V246H129ZM134 243L132 242V244L129 242L128 243V246H129V248H130V250L128 251L127 249H125V250H127L128 251V253H125V252H116L112 247H115V246H112V245H110L111 247H109V246H106L107 247V249H106V247H105V249L103 250V251H91V253H90V260L89 261H97V260H102V261H107V262H110V263H108V264H132L134 261H138L140 258H145V260H147V261H149L151 264L152 263H157V262H163V263H166L165 262V260H167V259H169V257H165V258H162L163 256H161L159 253H157V251H150V252H148L147 254H142L138 249H137V245L136 246H134L133 245ZM215 244V243H214ZM237 244V243H236ZM241 244H243V243H241ZM264 244V243H263ZM33 245V244H32ZM57 245V244H56ZM108 245V244H107ZM246 245V244H245ZM30 246V245H29ZM88 246H89V244H88ZM117 246V245H116ZM123 246V245H122ZM148 246H150V247H152V246H154L151 242L149 243V245ZM192 246V245H191ZM194 247H195V245H193ZM192 246V247H193ZM49 247V246H48ZM54 247V246H53ZM120 247H121V245H120ZM49 248H51V247H49ZM84 248V247H83ZM83 248H81V249H83ZM117 248V247H116ZM115 248V249H116ZM126 248H128V247H126ZM228 248V247H227ZM46 249H47V247H46ZM65 249V248H64ZM88 249V248H87ZM220 249V248H219ZM223 249V248H222ZM255 249V248H254ZM102 250V249H101ZM189 250V249H188ZM187 249H186V251H188ZM192 250V249H191ZM211 250V249H210ZM209 250V251H210ZM259 250H260V248H259ZM77 251H79V250H77ZM81 251H83V250H81ZM90 251V250H89ZM142 251V250H141ZM185 251V252H186ZM195 251V253H196V250H194ZM204 251V250H203ZM243 251V250H242ZM85 252V251H84ZM181 252V251H180ZM184 252V253H185ZM224 252V251H223ZM241 252V251H240ZM245 252H246V250H245ZM244 252V253H245ZM80 252H78V254H79ZM83 253V252H82ZM193 253V252H192ZM216 253V252H215ZM218 253V252H217ZM221 253V252H220ZM238 253V252H237ZM250 253V252H249ZM75 254V253H74ZM84 254V253H83ZM187 254V253H186ZM196 254H198V255H200L199 253H196ZM242 254V253H241ZM247 254V253H246ZM71 255V254H70ZM73 255V254H72ZM71 255V256H72ZM88 255V254H87ZM197 255V256H198ZM249 255V254H248ZM75 256H77V255H75ZM83 256H85V255H83ZM82 256V257H83ZM165 256H166V254H165ZM170 256V255H169ZM184 256H185V254H184ZM224 256V255H223ZM237 256V255H236ZM242 256V255H241ZM7 257V256H6ZM78 257V256H77ZM86 257H89V256H86ZM85 257V258H86ZM178 257V256H177ZM176 257V258H177ZM201 257H203V256H201ZM218 257V256H217ZM216 257V258H217ZM244 257V256H243ZM260 257H262V255H260ZM9 259H10V257H8ZM56 258V257H55ZM61 258V257H60ZM73 258H74V256H73ZM79 258V257H78ZM81 258V257H80ZM84 258V257H83ZM171 258V257H170ZM175 258V259H176ZM184 258V257H183ZM215 258V257H214ZM220 258V257H219ZM8 259V260H9ZM58 259V258H57ZM82 259V258H81ZM88 259V258H87ZM172 259V258H171ZM197 259V258H196ZM208 259V258H207ZM244 259H246V258H244ZM73 260V259H72ZM144 260V261H145ZM211 260V259H210ZM209 260V261H210ZM216 260V259H215ZM220 260V259H219ZM218 260V261H219ZM225 260V259H224ZM223 259H222V261L220 260L219 262L220 263H222V264H226L225 263V261H224ZM241 260V259H240ZM248 260V259H247ZM246 260V261H247ZM260 260H262V259H260ZM140 261V260H139ZM138 261V262H139ZM178 261V260H177ZM212 261V260H211ZM227 261V260H226ZM242 261V260H241ZM98 262V264H100L99 263V261H97ZM159 262V263H160ZM176 262V261H175ZM205 262V261H204ZM235 262V261H234ZM41 263V262H40ZM106 263V262H105ZM178 263V262H177ZM184 263V262H183ZM213 263H214V261H213ZM216 263H217V260H216ZM258 263V262H257ZM261 263V262H260ZM259 263V264H260ZM264 263V262H263ZM42 264H45V263H42ZM47 264V263H46ZM206 264V263H205ZM209 264V263H208ZM219 264V263H218Z\"/></svg>", "mask_w": 264, "mask_h": 264}]
</instances>
